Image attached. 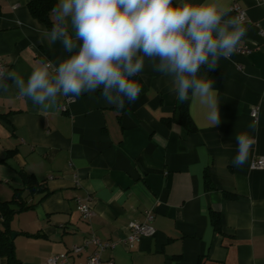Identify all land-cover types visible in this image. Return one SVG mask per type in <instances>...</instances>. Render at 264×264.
<instances>
[{
  "label": "crops",
  "instance_id": "1",
  "mask_svg": "<svg viewBox=\"0 0 264 264\" xmlns=\"http://www.w3.org/2000/svg\"><path fill=\"white\" fill-rule=\"evenodd\" d=\"M30 1L0 0V62L25 79L39 60L55 65L68 55L59 41L44 38L47 28L31 16ZM224 2L245 12L248 32L239 47L252 51L222 58L218 70L207 73L218 94L217 127L192 100L195 133L166 125L178 99L170 80L148 63L139 76L141 95L122 115L99 91L74 98L63 112L64 97L44 107L20 96L10 80L7 91L0 89V200H12L20 189L18 202L30 207L9 221L21 264H45L91 234L116 243L102 253L114 264H264V168H250L264 157V0ZM241 131L254 144L247 163L235 167ZM24 175L37 181L36 192L25 189ZM76 197L89 200V221L79 214ZM147 211L155 235L129 250L123 242L128 223L142 222ZM212 211L220 214V233L211 225ZM93 250L71 262H84ZM0 264H8L5 257Z\"/></svg>",
  "mask_w": 264,
  "mask_h": 264
},
{
  "label": "clouds",
  "instance_id": "2",
  "mask_svg": "<svg viewBox=\"0 0 264 264\" xmlns=\"http://www.w3.org/2000/svg\"><path fill=\"white\" fill-rule=\"evenodd\" d=\"M52 14L43 36L50 44L59 41L68 55L55 65L39 60L27 79L0 67V89L7 91L10 80L20 96L44 107L99 91L107 104L124 110L139 99L137 77L148 63L170 80L178 101L198 102L210 126L220 125L218 94L207 73L216 72L248 32L224 0H58ZM256 127L255 121L249 125ZM235 139L232 164L242 167L254 137L241 131Z\"/></svg>",
  "mask_w": 264,
  "mask_h": 264
},
{
  "label": "trees",
  "instance_id": "3",
  "mask_svg": "<svg viewBox=\"0 0 264 264\" xmlns=\"http://www.w3.org/2000/svg\"><path fill=\"white\" fill-rule=\"evenodd\" d=\"M57 2V0H31L28 4V10L33 18L44 23L46 28L50 30L52 27V9L57 4ZM137 79L140 80L142 85L141 78L137 77ZM133 104L134 103H126L124 110H118L119 114L122 115L123 113L131 111ZM189 104L190 100L186 102L177 101L172 116L164 120L166 125L170 126L171 124H177L185 128L188 133H195L197 129L193 124L189 114ZM23 179L26 190H28L30 193L37 191L39 184L33 176L24 175ZM205 187L206 189L212 188L209 180L205 182ZM22 191L23 190L20 189L15 190L14 197L10 201L0 200V256L5 257L8 264H21L15 255V247L11 239L12 232L9 228V221L15 213L30 208L18 202L19 197L21 196L20 193ZM225 197L233 198L235 195L226 194ZM210 221L214 231L220 233V214L212 211L210 213Z\"/></svg>",
  "mask_w": 264,
  "mask_h": 264
},
{
  "label": "built area",
  "instance_id": "4",
  "mask_svg": "<svg viewBox=\"0 0 264 264\" xmlns=\"http://www.w3.org/2000/svg\"><path fill=\"white\" fill-rule=\"evenodd\" d=\"M260 2L261 0H255ZM230 10L237 14V16H242L245 20V12L237 5L234 4ZM261 36L263 32H260ZM252 51L249 47H239L235 53L245 55L249 54ZM0 67H4V65L0 62ZM74 102L73 99L66 98L64 102L61 104V111L65 112L68 109L70 103ZM259 112V108H254L251 111V117L256 118ZM250 168L253 170H259L264 168V157H260L258 159H254L251 162ZM75 202L77 205V210L81 215L82 219L85 221H89L93 215L94 211L90 205L88 199H83L81 197H76ZM153 215L150 211H147L144 216V220L142 222H129L128 230L129 233L126 239L123 241L124 244L128 247L129 250L135 248V246L141 241L143 238H152L155 235V229L152 226ZM91 247L94 248L93 251L88 252L87 258L84 262L72 263L71 260L74 257L85 253ZM116 247V243L112 242H102L95 235L91 234L82 245H76L71 247V249L66 253L51 255L45 260V264H114L112 260H103L102 253L106 250H113Z\"/></svg>",
  "mask_w": 264,
  "mask_h": 264
},
{
  "label": "water",
  "instance_id": "5",
  "mask_svg": "<svg viewBox=\"0 0 264 264\" xmlns=\"http://www.w3.org/2000/svg\"><path fill=\"white\" fill-rule=\"evenodd\" d=\"M15 238V234H12V239Z\"/></svg>",
  "mask_w": 264,
  "mask_h": 264
}]
</instances>
